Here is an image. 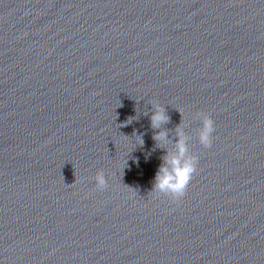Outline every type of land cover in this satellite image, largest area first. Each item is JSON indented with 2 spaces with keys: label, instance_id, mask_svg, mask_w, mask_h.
I'll use <instances>...</instances> for the list:
<instances>
[{
  "label": "clouds",
  "instance_id": "1",
  "mask_svg": "<svg viewBox=\"0 0 264 264\" xmlns=\"http://www.w3.org/2000/svg\"><path fill=\"white\" fill-rule=\"evenodd\" d=\"M201 129L199 139L201 144L206 148L212 146V135L215 131V122L210 115L200 113ZM169 117L166 115L165 110L161 106H157L156 110L151 116V124L153 128H158L162 123L168 122ZM165 132H159L154 136V139L161 140L166 137ZM177 135V154L171 158L165 157L164 164L160 167L156 176V187L161 190H170L177 197H184L188 186L196 173V158L191 157L187 160L184 155L187 151L186 141L182 129L178 126ZM141 143L143 141L141 140ZM96 183L98 187L103 188L106 185V178L104 173L98 172L96 175Z\"/></svg>",
  "mask_w": 264,
  "mask_h": 264
}]
</instances>
